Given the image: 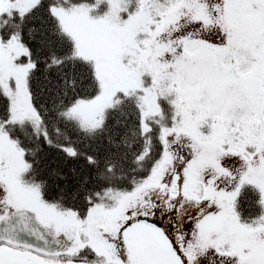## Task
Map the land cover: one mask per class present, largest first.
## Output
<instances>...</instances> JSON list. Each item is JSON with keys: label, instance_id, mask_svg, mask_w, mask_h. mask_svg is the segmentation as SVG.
<instances>
[{"label": "snow or ice", "instance_id": "6c2138e0", "mask_svg": "<svg viewBox=\"0 0 264 264\" xmlns=\"http://www.w3.org/2000/svg\"><path fill=\"white\" fill-rule=\"evenodd\" d=\"M0 264H264V0H0Z\"/></svg>", "mask_w": 264, "mask_h": 264}, {"label": "trees", "instance_id": "16d2710c", "mask_svg": "<svg viewBox=\"0 0 264 264\" xmlns=\"http://www.w3.org/2000/svg\"><path fill=\"white\" fill-rule=\"evenodd\" d=\"M51 162H52L53 166H56V164H57L58 162H60V158H59L58 156H53Z\"/></svg>", "mask_w": 264, "mask_h": 264}]
</instances>
